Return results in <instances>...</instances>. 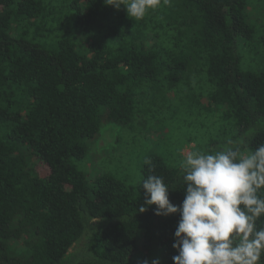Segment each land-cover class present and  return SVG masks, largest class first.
I'll return each mask as SVG.
<instances>
[{"label":"trees","instance_id":"1","mask_svg":"<svg viewBox=\"0 0 264 264\" xmlns=\"http://www.w3.org/2000/svg\"><path fill=\"white\" fill-rule=\"evenodd\" d=\"M67 3L78 42L47 29L42 0H0V264H174L180 216L138 209L149 168L180 206L182 169L151 155L131 188L107 174L89 183L79 164L102 118L132 125L150 100L165 101L163 88L193 75L218 110L223 141L210 152L228 139L264 143V66L244 70L239 52V38L253 41L249 0H172L152 11L153 27L104 0Z\"/></svg>","mask_w":264,"mask_h":264},{"label":"clouds","instance_id":"2","mask_svg":"<svg viewBox=\"0 0 264 264\" xmlns=\"http://www.w3.org/2000/svg\"><path fill=\"white\" fill-rule=\"evenodd\" d=\"M104 2L125 9L137 23L172 0ZM180 167L186 187L182 204L170 201V186L149 168L142 180L144 205L138 209L145 213L155 205L157 216H180L174 264H264V143L249 150L228 139L214 152H186Z\"/></svg>","mask_w":264,"mask_h":264},{"label":"rangeland","instance_id":"3","mask_svg":"<svg viewBox=\"0 0 264 264\" xmlns=\"http://www.w3.org/2000/svg\"><path fill=\"white\" fill-rule=\"evenodd\" d=\"M42 1L49 10L52 9V16L47 20L50 28L47 29L53 26L54 35L78 42L80 35L75 29L67 0ZM152 14L150 11L145 17L150 21V27L155 26V20L159 18ZM247 20L253 27L254 35L252 42L239 38L242 67L258 72L264 66V46L261 42L264 37V0H249ZM126 21L136 23L130 18ZM147 37L151 41L154 39L152 33ZM162 84L164 82L159 83L161 89ZM203 89H207L206 83L201 77L193 75L180 87L170 91L163 88L165 101L160 98L154 102L150 100L146 113H140L132 125L116 124L102 118L99 133L87 141L85 159L79 164V168L86 172L89 183L95 176L107 174L135 188L142 180V167L151 155H159L170 166L181 169L180 161L186 152H210L213 148V145H208L210 142L221 143L223 138L218 133L219 126L212 121L218 110L209 104ZM143 90H149V86ZM100 112L103 117L106 109L101 108ZM36 169L43 176L48 173L43 163H38Z\"/></svg>","mask_w":264,"mask_h":264}]
</instances>
